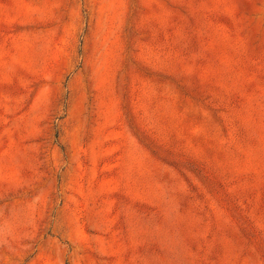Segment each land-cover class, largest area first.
I'll return each mask as SVG.
<instances>
[{
    "label": "rangeland",
    "instance_id": "obj_1",
    "mask_svg": "<svg viewBox=\"0 0 264 264\" xmlns=\"http://www.w3.org/2000/svg\"><path fill=\"white\" fill-rule=\"evenodd\" d=\"M0 264H264V0H0Z\"/></svg>",
    "mask_w": 264,
    "mask_h": 264
}]
</instances>
